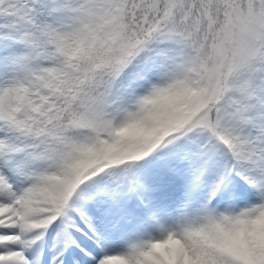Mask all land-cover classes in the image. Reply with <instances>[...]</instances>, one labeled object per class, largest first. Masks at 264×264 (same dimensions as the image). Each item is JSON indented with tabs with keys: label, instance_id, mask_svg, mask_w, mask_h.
<instances>
[{
	"label": "snow or ice",
	"instance_id": "obj_1",
	"mask_svg": "<svg viewBox=\"0 0 264 264\" xmlns=\"http://www.w3.org/2000/svg\"><path fill=\"white\" fill-rule=\"evenodd\" d=\"M0 264H264V0H0Z\"/></svg>",
	"mask_w": 264,
	"mask_h": 264
}]
</instances>
